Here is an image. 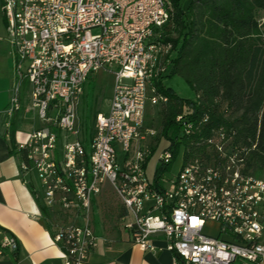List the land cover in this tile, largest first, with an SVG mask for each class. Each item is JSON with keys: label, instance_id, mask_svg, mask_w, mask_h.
<instances>
[{"label": "built area", "instance_id": "2783aa9c", "mask_svg": "<svg viewBox=\"0 0 264 264\" xmlns=\"http://www.w3.org/2000/svg\"><path fill=\"white\" fill-rule=\"evenodd\" d=\"M170 3L0 0L15 57L7 111L20 109L26 83L31 107L44 123L16 141L19 168L25 176L35 174L38 186L32 192L38 202L71 219L55 224L53 234L68 264H86L97 243L91 205L105 183L125 208L120 225L141 250L155 249L153 237L162 234L172 264L264 261V174L246 169L247 148L233 127L218 125L194 139L209 114L177 115L180 134L189 139L179 171L163 174L160 188L146 176L144 165L159 129L145 125V110L167 101L156 84L165 85L175 54L164 31ZM99 70L114 74L112 95L108 111L95 115L85 144L77 137L76 108L88 77ZM171 155L167 147L158 162ZM208 224L215 226V236L205 231ZM4 249H17L13 236L0 239V254Z\"/></svg>", "mask_w": 264, "mask_h": 264}, {"label": "trees", "instance_id": "16d2710c", "mask_svg": "<svg viewBox=\"0 0 264 264\" xmlns=\"http://www.w3.org/2000/svg\"><path fill=\"white\" fill-rule=\"evenodd\" d=\"M259 11L264 14V0H171L170 19L164 31L175 54L167 76H180L195 98L184 99L170 87L157 83L158 92L167 101L148 104L144 117L145 125L158 128V136L169 140L171 159L177 145H189L175 117L191 114L192 119H197L209 114L208 122L194 139L206 137L218 125L233 127L247 148L246 169L264 174V18L262 22L257 18ZM151 109L156 110L157 126L147 114ZM9 143L15 147L13 130ZM153 153L151 148L146 162ZM171 159L159 161L155 167L152 181L158 188ZM39 206L43 216L52 221L47 208L40 202ZM118 207L121 217L126 211L122 204Z\"/></svg>", "mask_w": 264, "mask_h": 264}, {"label": "crops", "instance_id": "0c3cea01", "mask_svg": "<svg viewBox=\"0 0 264 264\" xmlns=\"http://www.w3.org/2000/svg\"><path fill=\"white\" fill-rule=\"evenodd\" d=\"M15 77V57L0 9V239L9 235L17 241L15 251L4 249L0 254V264H68L62 249L53 240V234L55 224L69 223L71 219L51 212L52 221L43 216L39 202L32 192L38 186V180L34 173L27 176L21 173L19 161L22 154L15 147L11 148L9 143L12 130L16 143L41 126L32 124L24 128V123L29 120L27 114L36 112L31 107L29 86L26 83L21 92L20 109L8 113L10 89ZM81 99L76 108L79 119L82 118L79 113ZM97 113L101 111L96 110L91 118L94 119ZM92 134L93 128L90 131L85 126L80 129L77 137L88 144ZM161 141L162 137L159 136L151 141L154 152ZM107 189L111 187L105 183L101 192L92 200L91 225L98 240L90 250L86 264H172L173 254L165 248L166 242L162 234L153 237L155 249L141 250L132 243L130 232L120 225V218L125 217L126 212L118 217V210H114L111 218H105V211L101 208V196ZM115 198L116 204H121L117 196ZM74 222L81 224L82 220L76 218ZM262 242L264 243V229Z\"/></svg>", "mask_w": 264, "mask_h": 264}, {"label": "rangeland", "instance_id": "374dc122", "mask_svg": "<svg viewBox=\"0 0 264 264\" xmlns=\"http://www.w3.org/2000/svg\"><path fill=\"white\" fill-rule=\"evenodd\" d=\"M257 18L260 22L263 21V12L259 11L256 13ZM114 83V74L108 72L106 70H99L88 77L87 81L84 84V93L81 99V105L79 108V113L82 118L79 119L81 122V128L87 126L90 131L93 128L94 119L91 118V114H95L96 110L101 111V113H106L109 107V101L112 95V85ZM164 84L170 87L179 97L184 99L193 100L195 98V93L191 89V87L178 75H171L164 77ZM54 114V112H53ZM149 117H153V125L157 126L158 120L155 118L156 110L151 109L147 112ZM28 121L24 123V128H28V126L34 124L35 126L44 125V123L38 118L37 113L27 114ZM74 138V135L70 136ZM169 146V140L165 137H162V141L149 158L145 173L149 180L152 181L155 167L158 163V159L160 154ZM183 152L184 148L182 144L177 145L176 152L174 153L173 158L170 161V165L168 170L164 172L165 176H170L176 174L183 162ZM121 160V154H119V161ZM116 195L114 191L111 189H107L103 192L101 198V208L105 211V218L112 217L111 212L117 210L118 204H116ZM205 231L215 236L217 231L214 225H206Z\"/></svg>", "mask_w": 264, "mask_h": 264}]
</instances>
